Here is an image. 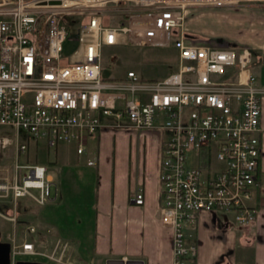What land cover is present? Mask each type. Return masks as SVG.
<instances>
[{
    "label": "built area",
    "instance_id": "1",
    "mask_svg": "<svg viewBox=\"0 0 264 264\" xmlns=\"http://www.w3.org/2000/svg\"><path fill=\"white\" fill-rule=\"evenodd\" d=\"M125 3L127 11L107 23L102 10ZM236 5L264 6V0H0V127L6 128L0 149L14 143L16 157L33 140L49 148L72 143L81 153L84 140L104 125L165 130L159 219L171 232L172 264H194L196 245L185 242L184 230L199 211H231L237 224L253 219L247 202L260 156L264 88L250 70V50L183 29L190 8ZM120 44L171 46L174 69L157 79L131 69L107 77L102 47ZM11 166L13 175L0 177L1 199L49 200L43 165L14 160ZM129 200L141 205L143 188ZM53 243L46 252L11 239L10 264L31 256L64 264L66 242Z\"/></svg>",
    "mask_w": 264,
    "mask_h": 264
},
{
    "label": "crops",
    "instance_id": "2",
    "mask_svg": "<svg viewBox=\"0 0 264 264\" xmlns=\"http://www.w3.org/2000/svg\"><path fill=\"white\" fill-rule=\"evenodd\" d=\"M201 8H217L220 14H226L221 26L207 18L206 28L200 31L221 35L229 44L236 41L250 47V70L264 88V7ZM192 10L186 11L184 21ZM200 15L193 14L192 21ZM251 21L256 23L254 28ZM259 106L260 156L252 197L247 202L253 219L248 224H237L231 211H199L195 221L184 230L185 242L196 245L194 264H264V93L259 97ZM165 134L160 128L142 131L104 125L84 140L81 153H76L72 143L49 148L41 141L47 150L45 162L35 160L28 164L45 167L50 180L49 200L37 204L27 196L19 197L13 210L7 207L6 214L0 215L6 218L12 213L20 227L28 225L24 229L28 241L38 237H43L45 243L53 237L68 239L64 240L68 246L62 256L64 264H104L110 258L172 264L171 232L159 219L158 159ZM37 142L28 141L26 146L34 144L36 148ZM89 158L94 159V165L86 164ZM137 186L143 188L141 205L129 200Z\"/></svg>",
    "mask_w": 264,
    "mask_h": 264
},
{
    "label": "rangeland",
    "instance_id": "3",
    "mask_svg": "<svg viewBox=\"0 0 264 264\" xmlns=\"http://www.w3.org/2000/svg\"><path fill=\"white\" fill-rule=\"evenodd\" d=\"M128 4H122V5H109L102 10V14L105 17V21L107 23H112L118 18V14L120 12L127 11L126 8H128ZM264 7V6H262ZM195 8V7H194ZM194 8H190L188 10H192ZM125 9V10H124ZM124 10V11H123ZM199 15L197 18L192 21L193 14ZM207 18H210L211 20H215V22L219 23L221 26V23L225 21L226 14H220V10L217 8H201L196 7V9L190 11L188 13V17L183 22V29L185 31L196 34L194 36L196 37H204L211 40L216 41H222L227 42V39L223 38L221 35H217L216 33L210 34L209 32L200 31L202 29H205ZM189 19V20H188ZM231 19V17H230ZM254 21L250 22V25L252 28L255 27L256 23H253ZM197 25V29L195 28L194 24ZM193 24V25H192ZM202 26V27H200ZM249 26V25H248ZM246 26V28L248 27ZM242 39L243 36H240ZM249 39V38H248ZM245 40V39H244ZM252 40V39H249ZM247 41V40H246ZM233 47L240 48L245 47L248 50L250 47L244 46L243 44H239L238 42L234 44H230ZM251 53V58L253 59V54ZM176 54L171 46H152V45H131V44H120L115 46H103L102 47V62L103 65H106L107 67H104L102 69V74L105 76H119L120 74H123L126 70L132 69L135 71V73L138 76H160L165 75L167 72L174 69V66L176 64ZM108 64V65H107ZM126 127H120V128H113V129H122ZM0 130H4L6 132V128L0 127ZM25 135L23 132H19V139H24ZM33 146L29 145L25 151L21 154H17L15 157L14 152V143L7 145L5 148L0 149V177H7V179L10 178V175H13V169L12 164L14 160L17 163H28V162H38L43 163L46 159V149L44 148L41 141H38ZM49 154H51V149L48 150ZM36 193V192H34ZM9 207L13 210L14 203L10 196V194H7V196L4 199L0 198V213L6 214L4 211H6V208ZM3 215V214H2ZM26 215V214H25ZM8 217L10 219H8ZM26 226L19 225L17 219L14 218V215L11 213L7 215L6 218L0 215V240L10 242L11 239L14 240L15 243H20L22 240L29 239L26 235V232L24 233V229L27 228ZM13 230V233L11 231ZM26 236H25V235ZM48 238L47 243H45V240H43V237H38L33 241V244L36 249L49 252L52 248V245L54 244V240L57 238ZM62 241H68V239H64L63 237H59ZM58 238V239H59ZM64 241V242H65ZM68 248L67 244L65 246V249ZM58 252V248L56 249V253ZM18 259H31L40 261L43 264H46L47 262L38 256L36 257H20ZM61 261H63V257H61ZM46 262V263H45ZM53 264H60L55 262H48Z\"/></svg>",
    "mask_w": 264,
    "mask_h": 264
},
{
    "label": "water",
    "instance_id": "4",
    "mask_svg": "<svg viewBox=\"0 0 264 264\" xmlns=\"http://www.w3.org/2000/svg\"><path fill=\"white\" fill-rule=\"evenodd\" d=\"M9 243L7 241L0 240V264H10L9 260ZM13 264H42L40 261L36 260H23L18 259L13 262ZM104 264H141L138 259H106Z\"/></svg>",
    "mask_w": 264,
    "mask_h": 264
},
{
    "label": "trees",
    "instance_id": "5",
    "mask_svg": "<svg viewBox=\"0 0 264 264\" xmlns=\"http://www.w3.org/2000/svg\"><path fill=\"white\" fill-rule=\"evenodd\" d=\"M122 16H124V15L122 14ZM122 19H123V18H119V19H118V22L121 23V22H122Z\"/></svg>",
    "mask_w": 264,
    "mask_h": 264
}]
</instances>
